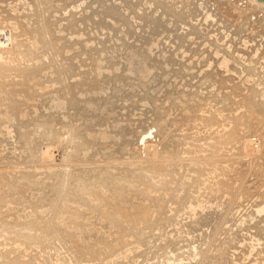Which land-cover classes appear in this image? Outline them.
<instances>
[{"label":"rangeland","instance_id":"1","mask_svg":"<svg viewBox=\"0 0 264 264\" xmlns=\"http://www.w3.org/2000/svg\"><path fill=\"white\" fill-rule=\"evenodd\" d=\"M0 264H264V6L0 0Z\"/></svg>","mask_w":264,"mask_h":264},{"label":"bare ground","instance_id":"2","mask_svg":"<svg viewBox=\"0 0 264 264\" xmlns=\"http://www.w3.org/2000/svg\"><path fill=\"white\" fill-rule=\"evenodd\" d=\"M252 1V4L254 3V4H256V5H259V6H264V2H259V1H257V0H251ZM114 4V3H113ZM115 6V5H114ZM113 6V7H114ZM115 8V7H114ZM106 9V8H105ZM93 10V9H92ZM115 11V10H114ZM116 12V11H115ZM179 13H181V12H179ZM116 15V14H115ZM118 17V16H117ZM120 17V16H119ZM72 21H74V20H72ZM180 38V37H179ZM136 50V49H135ZM139 51V50H138ZM223 51V50H222ZM136 52V51H135ZM139 53V52H138ZM168 59V58H167ZM160 65V64H159ZM164 68V67H163ZM163 70V69H162ZM209 72V71H208ZM179 73V72H178ZM208 75V74H207ZM66 100V99H65ZM49 104H50V102H49ZM52 104V103H51ZM50 106V105H49ZM48 126V125H47ZM33 132V131H32ZM163 173V172H162ZM62 175V174H61ZM194 178H195V176H194ZM171 181V180H170ZM195 181V180H194ZM158 182H160V181H158ZM166 182V181H165ZM199 182V181H198ZM67 183V182H66ZM73 184V183H72ZM160 187V186H159ZM109 189V188H108ZM164 190V189H163ZM73 191V190H72ZM71 191V192H72ZM73 194V193H72ZM77 194V193H76ZM71 195V194H70ZM106 195V194H105ZM115 196V195H114ZM160 204V203H159ZM114 223V222H113ZM123 249V248H122Z\"/></svg>","mask_w":264,"mask_h":264},{"label":"water","instance_id":"3","mask_svg":"<svg viewBox=\"0 0 264 264\" xmlns=\"http://www.w3.org/2000/svg\"><path fill=\"white\" fill-rule=\"evenodd\" d=\"M257 1H259V2H264V0H257Z\"/></svg>","mask_w":264,"mask_h":264}]
</instances>
